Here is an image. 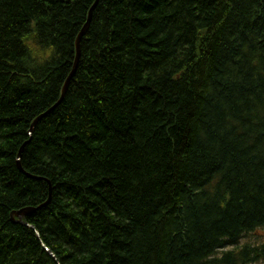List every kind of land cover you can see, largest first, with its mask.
<instances>
[{"label": "trees", "instance_id": "16d2710c", "mask_svg": "<svg viewBox=\"0 0 264 264\" xmlns=\"http://www.w3.org/2000/svg\"><path fill=\"white\" fill-rule=\"evenodd\" d=\"M260 230L264 0H0V264H264Z\"/></svg>", "mask_w": 264, "mask_h": 264}, {"label": "water", "instance_id": "95a60500", "mask_svg": "<svg viewBox=\"0 0 264 264\" xmlns=\"http://www.w3.org/2000/svg\"><path fill=\"white\" fill-rule=\"evenodd\" d=\"M97 5V2L96 4L93 6V8L91 9L90 11V14H89V18H88V21L87 23L85 24V26L83 27L82 31L80 32L78 38H77V41H76V59H75V62H74V67H73V70L71 72V74L69 75L68 79L66 80L65 82V85L63 87V90H62V95H61V98L60 100L58 101V103L52 108L50 109L46 114L40 116L36 121L35 123L32 125V128L34 126H36V124L38 123V121L46 116L48 113H50L52 110H54L65 98V96L67 95V92H68V88H69V85L71 83V80L73 79V77L75 76L77 70H78V67H79V63H80V59H81V43H82V40L86 34V32L88 31L89 27H90V24H91V20H92V14H93V11H94V8L96 7ZM32 133V130L30 131V134ZM24 149H21L19 155H18V163H17V166H18V169L20 170V172L22 174H25L27 175V173L22 169L21 167V163H20V159L22 157V153H23ZM28 177L30 178H33L32 176L30 175H27ZM36 180H41L39 178H36ZM51 202V194H50V197L48 199V202H46L44 205L42 206H39V207H27V208H24L22 210H19V211H15L12 213V221L14 223H18V224H21V225H24V226H27V227H30L32 229V227L25 221V219L27 217H29L30 215L38 212L39 210H42L44 209L45 207H47ZM47 251H49L47 249ZM50 255L52 257L55 258L54 254H52L51 252H49Z\"/></svg>", "mask_w": 264, "mask_h": 264}, {"label": "rangeland", "instance_id": "374dc122", "mask_svg": "<svg viewBox=\"0 0 264 264\" xmlns=\"http://www.w3.org/2000/svg\"><path fill=\"white\" fill-rule=\"evenodd\" d=\"M259 232L260 233L262 232V234H264V230H260ZM249 239L252 240L253 243L256 242V238L255 237H250ZM245 241H246V239H243L242 242L244 243Z\"/></svg>", "mask_w": 264, "mask_h": 264}, {"label": "bare ground", "instance_id": "6f19581e", "mask_svg": "<svg viewBox=\"0 0 264 264\" xmlns=\"http://www.w3.org/2000/svg\"><path fill=\"white\" fill-rule=\"evenodd\" d=\"M262 233V232H261Z\"/></svg>", "mask_w": 264, "mask_h": 264}]
</instances>
